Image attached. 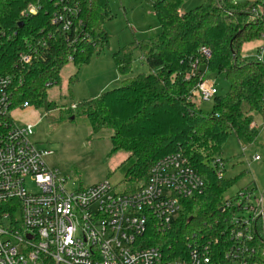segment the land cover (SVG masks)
Masks as SVG:
<instances>
[{
  "label": "trees",
  "instance_id": "trees-1",
  "mask_svg": "<svg viewBox=\"0 0 264 264\" xmlns=\"http://www.w3.org/2000/svg\"><path fill=\"white\" fill-rule=\"evenodd\" d=\"M57 0H0V75L13 79L15 105L27 103L51 112L58 107L47 90L59 83L60 71L72 63L77 71L109 47L111 36L104 22L111 18L107 0H66L75 7L76 21L69 32L50 24ZM160 32L152 39L135 41L112 55L121 86L97 98L60 109V118L84 119L92 135L111 130V154H129L118 167L125 183L136 186L147 180L151 166L161 157L181 153L201 177L200 194L182 200V210L165 232L149 229L146 245L159 247L168 258L186 256L188 246H210L221 259L231 225L224 208L231 182L218 179L215 161L223 162L222 147L234 136L241 147L257 143L259 128L254 115L264 121V63L242 55L244 44L264 34V0H204L187 13H179L185 0H152ZM29 6L35 15L24 14ZM202 46L211 57L187 78ZM31 54L20 65L18 54ZM147 73L132 76L134 55ZM218 74L228 83L223 95L212 98V110L202 113L195 99L199 77ZM77 74L69 80L75 84ZM73 105L74 107H72ZM223 171V170H222ZM231 195L230 197H232ZM254 243L264 249V217ZM223 258V257H222Z\"/></svg>",
  "mask_w": 264,
  "mask_h": 264
},
{
  "label": "built area",
  "instance_id": "built-area-1",
  "mask_svg": "<svg viewBox=\"0 0 264 264\" xmlns=\"http://www.w3.org/2000/svg\"><path fill=\"white\" fill-rule=\"evenodd\" d=\"M66 0L55 1L50 24L63 32L77 24L78 9ZM29 6L24 14L35 15ZM254 58L264 63V34ZM211 57L202 46L187 78L200 69V61ZM29 53L18 54L20 65L29 64ZM195 96L212 100L215 85L199 77ZM13 79L0 75V264H264V249L254 243L264 217V192L240 189L225 198L230 214L227 239L221 259L210 246H188L186 256L168 258L157 246L146 245L149 229L165 232L182 210V200L203 191L201 177L179 152L167 154L151 166L147 180L134 191L117 193L108 182L76 187L66 176L48 167L49 150H38L31 141L32 124H16ZM254 160H259L258 156ZM218 179L224 177L223 162ZM33 184L35 189H29Z\"/></svg>",
  "mask_w": 264,
  "mask_h": 264
},
{
  "label": "rangeland",
  "instance_id": "rangeland-1",
  "mask_svg": "<svg viewBox=\"0 0 264 264\" xmlns=\"http://www.w3.org/2000/svg\"><path fill=\"white\" fill-rule=\"evenodd\" d=\"M246 0H236L243 2ZM111 18L104 22V28L111 36L109 47L99 56L93 57L79 71L72 63L67 64L59 74V83L47 90L48 100L58 107L51 112L43 109H14L11 113L16 124H32L31 141L38 150H49L44 158L48 167L66 176L76 187H88L108 181L117 193L131 189L125 183L119 165L129 154L120 151L111 154V130H102L92 135L87 121L81 118L61 119L60 109L70 104L97 98L102 92L121 86L123 78L118 74L112 55L117 49L130 43L154 38L159 32V23L153 12L152 0H107ZM204 0H185L179 13L184 14L198 7ZM259 41L244 44L242 55L253 56ZM147 73V67L134 55L132 76ZM206 72V71H205ZM77 74L75 84L70 78ZM206 78L215 85L216 93L225 94L228 83L221 75L206 72ZM195 101L202 113L212 110V102ZM71 105L72 107H74ZM254 124L259 128L257 143L241 147L234 136H229L223 144L221 158L224 164V180L231 182L224 196L228 197L240 189L248 188L264 192V121L254 115ZM258 156L259 160H254ZM143 183V182H142ZM141 184V183H139ZM138 184V185H139ZM29 189H35L28 184ZM137 187V186H136Z\"/></svg>",
  "mask_w": 264,
  "mask_h": 264
}]
</instances>
